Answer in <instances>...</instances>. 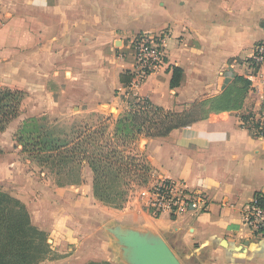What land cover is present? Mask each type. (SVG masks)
I'll list each match as a JSON object with an SVG mask.
<instances>
[{
  "label": "crops",
  "instance_id": "crops-1",
  "mask_svg": "<svg viewBox=\"0 0 264 264\" xmlns=\"http://www.w3.org/2000/svg\"><path fill=\"white\" fill-rule=\"evenodd\" d=\"M163 31L164 64L125 87L120 75L134 73L129 41ZM262 42L264 0H0V89L25 94L19 116L0 134V189L48 234L51 252L67 255L40 264H119L108 232L115 227L163 243L181 264H264V237L244 221L254 195L264 197V138L252 137L241 119L258 110L260 95L250 84L240 107L233 99L234 78L248 80L253 48ZM172 67L183 71L175 88ZM130 92L177 114L219 101L202 120L135 141L149 169L147 196L154 183L170 181L202 197L197 209L157 218L137 200L115 209L94 198L86 165L78 183L58 185L21 161L14 136L25 120L66 127L88 112L120 115L121 96Z\"/></svg>",
  "mask_w": 264,
  "mask_h": 264
},
{
  "label": "trees",
  "instance_id": "trees-1",
  "mask_svg": "<svg viewBox=\"0 0 264 264\" xmlns=\"http://www.w3.org/2000/svg\"><path fill=\"white\" fill-rule=\"evenodd\" d=\"M171 72L170 88L178 87L183 79V71L172 67ZM132 78L133 75L125 72L120 75V83L127 87ZM233 83L239 87L233 98L236 102L234 106L240 107L250 83L238 76L234 78ZM233 93L234 88L220 98L223 105L229 104V96ZM24 98L25 94L21 91L0 89V134L19 116ZM218 103L219 101L195 103L183 113L177 114L153 106L148 100L142 99L141 103L135 104L127 113L129 118L123 120L124 124H118L117 127L121 128L122 132L134 131L137 137L163 138L173 130L204 119L211 109L217 108ZM252 118L250 112L241 116L244 122L253 124ZM250 133L252 137L258 138L251 131ZM117 136L118 131L113 138L104 141L100 132L87 129L69 139L66 136H58L55 129L46 124L45 119L31 118L19 126L15 141L21 154L30 162L36 161L39 166L56 168V174L60 175L66 168H69L67 173L74 172L78 166L86 165L92 173L94 198L103 205L120 209L125 202L126 193L122 186L127 178L148 179L149 169L138 157L126 155L120 150L116 144L119 141ZM254 199L257 204L264 206V197L261 194H255ZM49 252L46 234L32 225L25 206L0 190V264H38Z\"/></svg>",
  "mask_w": 264,
  "mask_h": 264
},
{
  "label": "built area",
  "instance_id": "built-area-1",
  "mask_svg": "<svg viewBox=\"0 0 264 264\" xmlns=\"http://www.w3.org/2000/svg\"><path fill=\"white\" fill-rule=\"evenodd\" d=\"M168 38L167 32L156 34L142 33L129 41L128 47L131 51L134 63V81H141L155 69L164 64L165 43ZM250 66L253 73L246 78L251 84V92L259 94L258 110L252 112V123L243 122L242 125L249 128V131L258 138H264V42L258 43L253 48ZM254 123L257 127L254 128ZM204 201L201 196L185 194L177 190L174 183L160 181L151 185L149 197L146 201L147 212L157 218L162 213L175 216L188 210H195ZM244 221L251 230L258 236L264 237V206L257 204L255 199L244 213Z\"/></svg>",
  "mask_w": 264,
  "mask_h": 264
},
{
  "label": "rangeland",
  "instance_id": "rangeland-1",
  "mask_svg": "<svg viewBox=\"0 0 264 264\" xmlns=\"http://www.w3.org/2000/svg\"><path fill=\"white\" fill-rule=\"evenodd\" d=\"M120 100L122 101V103L124 104L126 108L125 111L120 115H116V113L100 115L99 113H96V112H88L80 116L81 118L80 119L78 118L79 120L77 121V123L70 124V122H68L70 125L66 127H62L60 124H56L55 126L53 123H49V122H46V124L50 126L51 128L55 129L58 136H66L69 139L75 137L76 135L83 132L84 130L89 129L91 132H100L103 135V140L108 141V139L110 140L111 138H113L118 131L117 138L119 139V141L116 142L117 146L120 148V150L124 151L126 155L137 157V154L135 153L136 152L135 151V141L137 139V136H135L134 131L133 132H130V131L122 132L121 128L118 129L117 126L118 124H124L123 120L125 118H129L127 113L131 111V109L135 106V104L141 103L142 99L139 100V98L135 97V95H133L132 92H130L128 94L122 95ZM127 126L130 129L132 128L131 125H127ZM25 160L28 161L29 163L28 165L29 169L34 170L37 173H40V171L47 173V176L50 177V179H52L58 185H69L73 183H78L80 181L82 168L85 166V165L84 166L82 165V167L78 166L74 170V172L70 171L69 173H67L69 168H66V170L59 175V174H56L55 172L56 168H51L49 166H39L36 163V161L30 162L27 159V157L23 155L21 161H23L24 163ZM139 161H141L143 164L146 165L145 161L142 158H139ZM148 179L147 178L142 179L141 177L140 178L139 177H128L127 178V180L125 181V184L122 186V190L125 191L126 193V196L124 197L125 202L122 204L120 209H122L123 207H127L128 204H135V200H137L139 203H143L148 200V196L145 191L148 188V185H147L149 182ZM96 201L101 203L97 199ZM46 236L48 240V234H46ZM115 245L118 246L119 248V245L117 243H115ZM118 250L120 251L119 255L116 257L118 263L126 264V262L124 261V257L122 256L121 249L119 248ZM65 256L63 254H55L50 251L45 256L44 260L41 261L40 263L50 261V260H59L58 258L62 259V258H65Z\"/></svg>",
  "mask_w": 264,
  "mask_h": 264
},
{
  "label": "water",
  "instance_id": "water-1",
  "mask_svg": "<svg viewBox=\"0 0 264 264\" xmlns=\"http://www.w3.org/2000/svg\"><path fill=\"white\" fill-rule=\"evenodd\" d=\"M108 232L122 251L126 264H181L177 257L161 242L147 239L133 230L111 228ZM221 246L227 248L224 241ZM235 252L243 251V247H235Z\"/></svg>",
  "mask_w": 264,
  "mask_h": 264
}]
</instances>
